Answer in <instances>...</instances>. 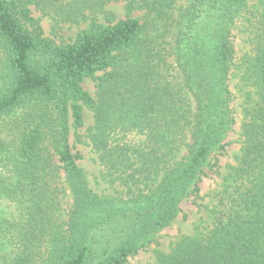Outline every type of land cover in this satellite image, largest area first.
Here are the masks:
<instances>
[{"label":"trees","instance_id":"obj_1","mask_svg":"<svg viewBox=\"0 0 264 264\" xmlns=\"http://www.w3.org/2000/svg\"><path fill=\"white\" fill-rule=\"evenodd\" d=\"M118 1L125 15L115 19L106 6ZM31 5L56 21L87 26L57 44ZM245 5L0 0V117L14 129L11 146L0 139V197L16 209L0 216V264H125L171 223L181 200L198 195L204 166L216 165L210 159L223 152L235 122L231 25ZM135 10L144 12L142 20ZM257 25L243 74L256 97L242 123L237 165L214 195L221 207L213 227L183 236L153 264H264V8ZM86 77L96 80L95 96L81 85ZM84 106L94 119L89 143L117 173V195L93 191L69 143L71 127L83 125ZM133 131L143 140L126 141ZM60 180L72 198L65 209Z\"/></svg>","mask_w":264,"mask_h":264},{"label":"rangeland","instance_id":"obj_2","mask_svg":"<svg viewBox=\"0 0 264 264\" xmlns=\"http://www.w3.org/2000/svg\"><path fill=\"white\" fill-rule=\"evenodd\" d=\"M187 0H176L178 7L184 6ZM246 4L241 8L231 25V40L234 46V55L231 63L228 86L232 92V115L235 122L230 130L227 131L224 141L226 143L223 152L212 155L210 162L216 165L209 169L204 166V173L200 175L197 185L199 186L198 195L190 194L179 203L178 213L171 223L158 232L153 233L146 245L140 249L135 255L129 256L125 264H153L157 260L158 253H168L175 243L183 236H195L205 234L214 224L216 209L220 208L215 193L221 189V183L224 176H227L229 166H236L238 157L242 148V123L247 118L246 109L251 107L252 100L256 95L253 86L243 78L245 72L246 59L245 56L252 54L254 41L258 33L257 19L259 12L263 11L264 0H246ZM32 15L39 18L44 35L52 39L55 43L71 42L77 32L87 26V22L79 24L70 21H56L52 13L41 14L40 11L30 6ZM106 8L114 13L115 19L123 18L125 15L124 2H111ZM143 11L135 10L133 16L142 20ZM99 20L104 21L101 14L98 15ZM168 40L170 37L167 38ZM167 62L171 66L172 77L177 75V66L175 57L170 55ZM102 72H97L100 75ZM96 80L86 77L81 85L90 95L95 96ZM250 97V100H248ZM83 125L78 129H70L69 143L73 151L81 154V158L77 161L78 165L84 170L89 186L97 193H104L109 196L117 195L121 192L119 180L115 177L117 173L110 172L101 162L98 153H96L88 138V128L93 125V113L87 107H83ZM71 121V120H70ZM11 123H8V117H0V139L8 142L11 146L14 141V129H10ZM80 136V138H78ZM143 135L135 131L125 134V140L131 142H139L143 140ZM188 142L190 139L187 140ZM185 148L180 154L185 153ZM55 158V157H54ZM56 159V158H55ZM1 171V167H0ZM61 180L63 177L61 176ZM60 180V182H62ZM64 193H60L63 200V208H67L71 204V195L65 183ZM16 213L13 202L6 197H0V216H12Z\"/></svg>","mask_w":264,"mask_h":264}]
</instances>
